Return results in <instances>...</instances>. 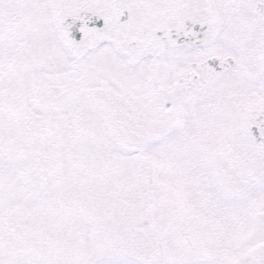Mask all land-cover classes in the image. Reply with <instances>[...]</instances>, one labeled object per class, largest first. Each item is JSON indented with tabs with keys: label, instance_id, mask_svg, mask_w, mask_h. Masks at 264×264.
Segmentation results:
<instances>
[{
	"label": "snow or ice",
	"instance_id": "obj_1",
	"mask_svg": "<svg viewBox=\"0 0 264 264\" xmlns=\"http://www.w3.org/2000/svg\"><path fill=\"white\" fill-rule=\"evenodd\" d=\"M0 264H264V0H0Z\"/></svg>",
	"mask_w": 264,
	"mask_h": 264
}]
</instances>
